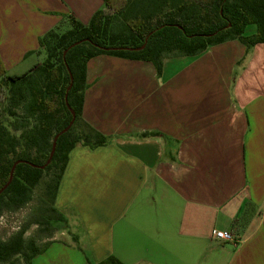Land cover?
I'll return each mask as SVG.
<instances>
[{"label": "crops", "instance_id": "obj_1", "mask_svg": "<svg viewBox=\"0 0 264 264\" xmlns=\"http://www.w3.org/2000/svg\"><path fill=\"white\" fill-rule=\"evenodd\" d=\"M103 6L0 0L5 75L43 61L47 31ZM85 83L81 119L108 142L69 151L53 204L66 227L32 264H264V43L168 56L159 72L98 55Z\"/></svg>", "mask_w": 264, "mask_h": 264}, {"label": "trees", "instance_id": "obj_2", "mask_svg": "<svg viewBox=\"0 0 264 264\" xmlns=\"http://www.w3.org/2000/svg\"><path fill=\"white\" fill-rule=\"evenodd\" d=\"M103 2L88 23L69 17L66 30L47 31L38 41L45 58L27 72L6 76L0 61V189L13 163L23 161L16 164L10 183L0 193V215L27 204L44 178L43 196L49 205L16 233L0 238V264H32L48 243L39 247L34 239H26L27 227L37 224L41 233L51 236L53 222L66 224L53 204L69 151L78 144L94 148L108 142V137L81 119L86 64L91 58L104 54L147 61L159 72L168 56H195L232 39L246 49L264 43V0ZM251 24L255 32L245 35ZM71 111L72 125L58 135L51 160L40 168L48 159L54 136L71 121ZM78 124L83 127L80 131ZM95 264L124 263L109 256Z\"/></svg>", "mask_w": 264, "mask_h": 264}, {"label": "rangeland", "instance_id": "obj_3", "mask_svg": "<svg viewBox=\"0 0 264 264\" xmlns=\"http://www.w3.org/2000/svg\"><path fill=\"white\" fill-rule=\"evenodd\" d=\"M255 29H256L255 25L253 24L248 25L246 26L244 33L245 35L251 34L255 31ZM5 103H6L5 101L2 103V107H4ZM78 125H77L78 131L83 129L81 124ZM44 179L33 190L30 200L28 201L27 204H25L23 207L19 208L16 211H4L0 215V238L7 239L12 234L16 233L25 221H27L32 217H35L39 211L48 209L49 205L47 199L43 196ZM64 225L60 224L59 222L58 223L53 222L52 234L51 236H48L45 234V232L42 233L40 232L41 226L37 224H30L25 230L24 236L26 239H34L35 243L39 247H42L46 243L49 244L51 241L60 239V232L63 228L66 227V224Z\"/></svg>", "mask_w": 264, "mask_h": 264}, {"label": "water", "instance_id": "obj_4", "mask_svg": "<svg viewBox=\"0 0 264 264\" xmlns=\"http://www.w3.org/2000/svg\"><path fill=\"white\" fill-rule=\"evenodd\" d=\"M74 44H76V43H74ZM74 44H73V45H74ZM140 48H142V47H140ZM70 80H71V82H70V84H69L67 90L70 88V86H71V84H72V77H70ZM65 99H66V96H65ZM71 114H72V119H71V121L69 122V124H68L63 130H61L59 133H57V134L54 136L53 141H52L51 151H50V153H49L48 159H47V161H46V163H45L44 165L39 166L40 168H44V167L49 163V161L51 160V157H52V155H53V153H54V150H55L56 139H57L58 135L61 134V133H63V132H65V131H67V130L70 128V126L72 125L73 120H74V113H73V111H71ZM20 162H23V161H22V160H17V161H15V162L13 163V165H12L10 171H9V177H8V180H7L6 184L0 189V193H1V192L7 187V185L10 183V181H11V179H12V177H13V171H14V168H15L16 164H17V163H20Z\"/></svg>", "mask_w": 264, "mask_h": 264}, {"label": "built area", "instance_id": "obj_5", "mask_svg": "<svg viewBox=\"0 0 264 264\" xmlns=\"http://www.w3.org/2000/svg\"><path fill=\"white\" fill-rule=\"evenodd\" d=\"M211 235L214 239H217V240L234 241L233 234L228 230H214V231H212Z\"/></svg>", "mask_w": 264, "mask_h": 264}]
</instances>
